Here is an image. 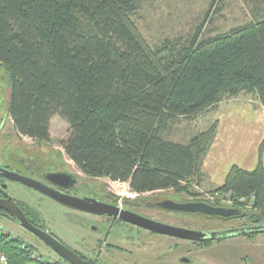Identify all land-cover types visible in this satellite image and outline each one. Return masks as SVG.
<instances>
[{
	"label": "trees",
	"instance_id": "16d2710c",
	"mask_svg": "<svg viewBox=\"0 0 264 264\" xmlns=\"http://www.w3.org/2000/svg\"><path fill=\"white\" fill-rule=\"evenodd\" d=\"M144 0H0V65L10 83L7 112L17 133L50 138V121L69 126L65 155L89 177L125 182L136 193L202 177L216 129L177 142L163 136L220 102L251 94L264 106V0L260 19L206 37L154 45L132 27ZM213 192L254 195L264 208V166H232ZM220 206V205H219ZM240 217L264 221V213ZM0 231L9 259L18 248Z\"/></svg>",
	"mask_w": 264,
	"mask_h": 264
},
{
	"label": "rangeland",
	"instance_id": "374dc122",
	"mask_svg": "<svg viewBox=\"0 0 264 264\" xmlns=\"http://www.w3.org/2000/svg\"><path fill=\"white\" fill-rule=\"evenodd\" d=\"M262 9L263 5L258 0H144L131 16V22L133 29L146 42L154 45L165 39H188L201 24L202 37L227 32L236 25L260 19ZM9 94L8 75L0 65V105L5 109ZM235 101L256 100L251 94H240L237 98L224 100L215 108L193 118L173 121L163 136L172 141L187 142L195 134L207 132L215 122L216 111ZM9 129L14 136L17 155H23L22 151H26V156L36 165L70 170L80 178L79 192L102 198L112 196L119 204H137L148 217L175 226L208 230L255 223L250 222V216L219 220L185 212L168 213L148 208L147 203L169 198L177 202L203 201L224 207L243 206L247 214L253 216L260 215L261 211L264 213V208L252 207L251 197L245 196V201H239V197L218 193L216 198H207L206 193L214 195L215 188L206 187L203 177H194L178 188L145 193L133 192L125 182L112 181L107 177H89L65 155L62 142L69 135V126L58 116L51 119L50 138L45 141L17 133L10 116ZM24 147L25 150L22 149ZM15 194L27 201L58 240L71 250L97 259L102 264H264V232L233 236L198 246L130 224L98 221L32 189L15 186ZM91 224H95L98 230H91ZM0 231L6 233L19 250V255L12 258L11 264H53L62 260L13 218L0 216ZM4 250L0 246V251Z\"/></svg>",
	"mask_w": 264,
	"mask_h": 264
},
{
	"label": "water",
	"instance_id": "95a60500",
	"mask_svg": "<svg viewBox=\"0 0 264 264\" xmlns=\"http://www.w3.org/2000/svg\"><path fill=\"white\" fill-rule=\"evenodd\" d=\"M52 175H56V173H52ZM5 176L13 181L19 182L22 185L55 200L56 202H59L75 210L87 211L96 214H107L113 217H118L123 221L135 224L143 229L162 235L176 237L179 239L196 241L217 240L249 233L264 232V221L252 225H244L240 227L223 228L210 231L184 228L154 220L143 215L131 212L129 210H123L116 206L101 203L93 198H80L71 195L69 193L54 189L51 186H48L32 177L23 176L8 171H6ZM157 206L172 211L199 212L213 216L221 215L224 217H228L236 213V210L233 208L212 206L206 202L201 201L181 203L173 200H162L158 203ZM0 209L8 212L10 216L14 220H16L21 227L36 236L67 264H90L88 261L78 256L76 252H74L65 244H63L60 240H58L54 235H52L45 227V224H43V227L40 228L28 221L23 211L16 205V203L10 197L5 200H0ZM183 261L186 260L183 259Z\"/></svg>",
	"mask_w": 264,
	"mask_h": 264
},
{
	"label": "flooded vegetation",
	"instance_id": "af4514ba",
	"mask_svg": "<svg viewBox=\"0 0 264 264\" xmlns=\"http://www.w3.org/2000/svg\"><path fill=\"white\" fill-rule=\"evenodd\" d=\"M13 137L14 136H13L12 130L9 129V114L6 111V109L4 108V106L0 105V200H5L8 197H10L16 203V205L23 211V213L26 216V218L28 219V221H30L35 226L42 228L43 227L42 225L44 223L39 218V215L37 214V212L27 203V201L15 194V186L22 187L25 189H30V188L22 185L19 182H16V181H13V180L7 178L5 176L6 171L14 172V173H17V174H20L23 176H27V177H32V178H34V179H36V180H38V181H40V182H42L48 186H51L54 189L69 193L71 195H74V196H77L80 198H93V199L98 200L101 203L116 206L120 209L129 210L131 212H134V213L143 215L145 217H148L147 215H145L143 212H141L139 210L140 207L137 206V204L130 205V204H128V202H124L123 204H119V202L117 200H114V198L112 196L102 198V197L94 196L92 194L79 192L77 189L79 188L81 182H80V178L76 174H74L70 170L64 169V168L54 167V168L48 169V168H45L43 165H36V164L31 162L32 160L30 159L29 156H26L27 155V154H25V153H27L26 151H22L23 155H17L18 153L15 151ZM21 146H23L22 143H21ZM22 149L25 150V147ZM52 173H56V175H52ZM162 200H171V199L165 198ZM162 200L151 201V202L147 203L146 207L158 209V210L165 211L168 213L180 212V211H172V210L163 209V208L157 206L158 203ZM185 202H196V201H185ZM185 202H181V203H185ZM201 202H203V201H201ZM206 203H208V202H206ZM208 204H210L212 206H219V205H213L211 203H208ZM222 207H224V206H222ZM229 208L235 209L236 213L234 215H230L228 217H224L221 215L213 216V215H209V214H205V213H199V212H187V211L186 212L184 211V212L188 213V214L192 213V214L202 216L205 218H217L219 220L237 219L240 217L241 211L237 210L236 207H229ZM77 211H79V210H77ZM79 212L83 213L85 215H88L94 219H99L98 221H103V222H105L106 220H108V222L118 221L119 223L130 224L131 226L143 229V228H141L135 224L123 221L122 219H120L118 217H113V216H110L107 214H96V213L87 212V211H79ZM0 216L12 218L8 212H6L5 210H2V209H0ZM148 218H151V217H148ZM151 219L160 221L157 218H151ZM161 222H163V221H161ZM164 223H168V222H164ZM245 225H249V224H245ZM242 226H244V224ZM89 227L91 228V230H94V231L98 230V227L95 224H91V225H89ZM234 227H240V226L221 227V228L208 229V230H202V231H210V230H217V229H223V228H234ZM143 230H146V229H143ZM147 231H149V230H147ZM149 232H152V231H149ZM252 234H254V233H249V234H244V235H252ZM217 240L220 241L222 239H217ZM187 241H190L191 243H194L195 245L200 246L204 243H212L215 240H197V241L196 240H187ZM77 254L82 259L88 261L90 264H102V263H99L97 261V259H91L89 257H85L81 253L80 254L77 253ZM189 262H190V260H189Z\"/></svg>",
	"mask_w": 264,
	"mask_h": 264
},
{
	"label": "crops",
	"instance_id": "0c3cea01",
	"mask_svg": "<svg viewBox=\"0 0 264 264\" xmlns=\"http://www.w3.org/2000/svg\"><path fill=\"white\" fill-rule=\"evenodd\" d=\"M215 121L201 163L204 185L210 188L222 185L234 165L246 171L264 166V106L257 100L231 102L216 111Z\"/></svg>",
	"mask_w": 264,
	"mask_h": 264
},
{
	"label": "built area",
	"instance_id": "2783aa9c",
	"mask_svg": "<svg viewBox=\"0 0 264 264\" xmlns=\"http://www.w3.org/2000/svg\"><path fill=\"white\" fill-rule=\"evenodd\" d=\"M217 194H218L217 192H214V195H212V194L209 195L208 193H206V197L209 198V199H213V198H216ZM249 197H251L254 200V195L253 194H251ZM253 200L251 202V205L253 203ZM239 201H245V196H240L239 197ZM56 262L57 263H53V264H67L63 260H61L59 262L56 261ZM0 264H10L7 255L4 252H1V251H0Z\"/></svg>",
	"mask_w": 264,
	"mask_h": 264
}]
</instances>
